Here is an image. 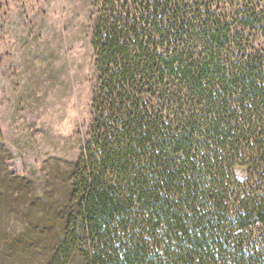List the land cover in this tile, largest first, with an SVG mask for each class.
<instances>
[{
    "label": "trees",
    "instance_id": "1",
    "mask_svg": "<svg viewBox=\"0 0 264 264\" xmlns=\"http://www.w3.org/2000/svg\"><path fill=\"white\" fill-rule=\"evenodd\" d=\"M77 150L0 156V264H264V0H92Z\"/></svg>",
    "mask_w": 264,
    "mask_h": 264
},
{
    "label": "rangeland",
    "instance_id": "2",
    "mask_svg": "<svg viewBox=\"0 0 264 264\" xmlns=\"http://www.w3.org/2000/svg\"><path fill=\"white\" fill-rule=\"evenodd\" d=\"M92 0H0V156L12 172L77 150L90 118Z\"/></svg>",
    "mask_w": 264,
    "mask_h": 264
}]
</instances>
